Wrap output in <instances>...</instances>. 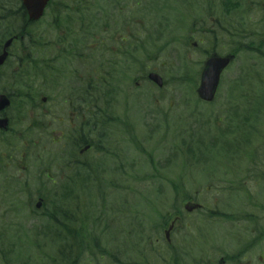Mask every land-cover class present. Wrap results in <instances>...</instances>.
<instances>
[{"label": "flooded vegetation", "instance_id": "1", "mask_svg": "<svg viewBox=\"0 0 264 264\" xmlns=\"http://www.w3.org/2000/svg\"><path fill=\"white\" fill-rule=\"evenodd\" d=\"M128 1L49 0L42 17L29 22L22 0H0V57L5 53L0 59V197L8 198L5 207L0 204L2 215L13 216L25 196L29 207L34 203L29 213L35 218L56 195H87L92 186L102 189L96 180L131 176L133 162L128 158L125 167L124 161L125 150H134V133L119 121L115 102L123 91L109 87V81L132 72L135 41L144 39L147 29L142 16L136 37ZM140 1L143 12L151 14L147 0ZM173 2L180 0H160L162 12L172 11ZM172 15L181 18L183 9ZM258 135L264 158V127ZM213 207L203 215L208 235L200 229L188 235L184 231L191 226L181 224L183 217L204 214V205L173 214L170 222L153 209L156 219L146 225L130 212L128 225H118V238L149 245L140 252L131 246L134 257L122 264H264V205Z\"/></svg>", "mask_w": 264, "mask_h": 264}, {"label": "rangeland", "instance_id": "2", "mask_svg": "<svg viewBox=\"0 0 264 264\" xmlns=\"http://www.w3.org/2000/svg\"><path fill=\"white\" fill-rule=\"evenodd\" d=\"M241 2L243 4L241 8L231 12V23L238 25L246 20L250 28L249 24L257 23L263 14L257 10L258 7L254 3L258 2L261 4L259 7L264 8V0ZM129 4H131V15L135 21L136 31H139L142 22L136 23L135 16L141 15L148 21L149 34H154V13L145 14L140 10L136 0L128 1ZM147 4L152 9V5L159 2L147 0ZM183 5L185 16L183 35L181 32L170 34L177 40L168 43L156 54L153 61L144 65L147 72L155 71L166 80L165 87L159 90L149 82L140 80L141 73L136 72L135 67L128 76L130 82L133 77L136 78L134 87L130 82L129 85L121 84L123 90L134 89V96L129 95L130 102L127 108L129 105L128 125L134 124L135 150H125V155L128 157H125L124 161L125 167L128 158L133 162L134 170L130 173L131 176L115 180L105 178L96 180L93 183L102 185L100 191H96L95 186H92L88 195L83 194L81 197L71 195L70 197L74 196L73 203L80 205L86 215V222L81 220L82 211L75 213L74 208L68 207L71 220L64 222L66 226L58 232L56 227L51 226L50 221L44 217V212L52 207L46 206L40 209L36 212V217L32 218L29 212L35 211L34 203L29 207L25 196L19 199L21 203L19 209L21 206L22 208L13 216L7 213L2 215L0 211V264L3 258L6 259V264H49L47 262L49 257L56 256L61 248L64 253L66 250L69 260H75V264H112L107 257L101 259L102 254L115 256L113 264H116L117 254L123 251L132 259L134 255L130 254L128 246L118 241V224L128 225L132 211H136L138 214L136 219L139 222L144 221V225L148 220L156 219V215L151 214L153 209L157 210L158 214L160 212L161 216L172 211L171 209H179L183 213L184 210L180 205L186 199L182 198L194 194H197L195 197L197 202L206 208L204 214L198 212L182 218L181 224L186 221L187 225L191 226L184 231L188 235H195L198 229L206 235L209 234L210 224L203 215H206L207 208L214 210L212 208L214 204L224 203V198L236 208L246 201L264 205V158L256 157L258 149L262 147H258L257 140V144L251 142L242 151V136L238 134L239 131L233 130V135L230 136L227 133L230 129L226 127L224 130L223 127L228 121L227 114L224 113L226 109L230 114L235 109L238 114L236 120H239L244 115V107L253 109L261 107L264 103V97L257 101L260 91L256 83L261 69L264 68V59L257 58L251 53H241L235 63L223 74L215 101L210 106L197 104L195 89L198 82L195 81L192 89L194 81L188 79L194 74L197 79V72L203 59L197 54L199 48L194 50L190 45L187 46L186 39H191V45L193 42L199 43L202 36L201 27L209 28L211 20L218 16L216 11L218 3L215 2L214 14L208 17L209 15L203 16L197 12L205 7L203 0L196 2L194 6H188L189 4L183 3V0L178 3L173 2L169 19L174 20L172 14L176 15L180 8L183 9ZM244 8L248 12L243 13ZM193 11L195 12L192 13ZM164 23L161 21L159 29H163ZM191 26H194L192 32L189 30ZM244 29L246 30V27ZM235 32L239 37L246 35L239 27ZM228 36L223 25L214 33L218 46L216 50L221 54H226L229 47L231 48ZM249 38L246 36L242 40L248 41ZM166 41L169 40L159 41L157 46H163ZM163 63L167 65H162ZM250 88L255 93V101L240 107L242 95L247 94ZM121 107L117 109L118 112L122 110ZM243 133L256 140V135L249 133L247 129L243 130ZM234 149L241 155L240 157H230L231 150ZM254 151L255 157H251ZM149 153H152L153 157H149ZM150 163L154 164L155 168ZM154 169L158 171L156 174ZM173 180L179 183V196L170 189V183L175 182ZM73 183L79 187L80 181L73 180ZM226 193L229 194L226 196ZM71 200L67 201L68 206H72ZM2 203L3 207L8 203L6 196L0 197V204ZM165 205L166 212L162 210ZM100 211L102 215L106 213L108 221L102 220L96 228L93 222ZM140 225L142 223L138 226ZM191 228L193 231L190 234ZM138 231L142 233L145 230L139 228ZM58 233L62 236L60 237ZM94 234H100V243ZM83 238L99 245L92 254L81 250L79 242ZM136 244L139 246V250L136 249L138 252L148 248L149 245Z\"/></svg>", "mask_w": 264, "mask_h": 264}, {"label": "trees", "instance_id": "3", "mask_svg": "<svg viewBox=\"0 0 264 264\" xmlns=\"http://www.w3.org/2000/svg\"><path fill=\"white\" fill-rule=\"evenodd\" d=\"M151 161L153 162L152 158ZM151 166H153V168H155L154 164L150 163ZM158 171L155 169L154 173L156 174ZM175 182H171V188L174 190H177L179 187V183L178 181L176 182V180H173ZM180 188V187H179ZM175 194H177L175 192ZM71 195H67L65 193H62L60 195H56L54 197V202L51 203L52 208H50L48 211L44 212V216L47 217L48 219H50V223L51 226L56 227V231L58 232L61 228H64L65 223L68 221V216L69 214V209H68V205H67V201L72 199V208L75 209V213L77 211H82V219L81 220H85L84 218V213L83 210H81L80 205H76V203H73V197H70ZM70 197V198H69ZM67 205V207H66ZM77 215V214H76ZM65 222V223H64ZM57 234V233H56ZM58 235L61 237L62 235L60 233H58ZM55 240V239H54ZM81 250H85L86 252H89L90 254H92L95 250H96V246L95 243L89 242L86 240V238L81 239V241L79 242ZM72 246V243H71ZM99 246V245H98ZM67 252L65 250V253L63 252V248L59 249V252L57 253V255L55 256H50L49 260H47V262L49 264H75V260H69L67 257ZM60 255V256H59ZM5 258H3V261H1L2 264H6L5 262Z\"/></svg>", "mask_w": 264, "mask_h": 264}, {"label": "water", "instance_id": "4", "mask_svg": "<svg viewBox=\"0 0 264 264\" xmlns=\"http://www.w3.org/2000/svg\"><path fill=\"white\" fill-rule=\"evenodd\" d=\"M32 1L31 0H24V4L29 9V17L30 19L34 20L37 19L40 16L42 6L46 2V0H41L40 3H43L41 5V10H35L32 8ZM228 60L222 59V60H213L206 64V67L202 74L201 84L198 91V95L202 100L205 101H211L213 98V95L215 93V90L218 85L219 75L221 71L227 66ZM149 80L157 84L158 86H161V80L155 75L150 74L148 76ZM40 203L37 204L39 206ZM196 207L191 206L190 208L186 207L187 211L194 210ZM171 228H169V231ZM169 231L167 232V236L169 234Z\"/></svg>", "mask_w": 264, "mask_h": 264}, {"label": "bare ground", "instance_id": "5", "mask_svg": "<svg viewBox=\"0 0 264 264\" xmlns=\"http://www.w3.org/2000/svg\"><path fill=\"white\" fill-rule=\"evenodd\" d=\"M196 2H199L198 0H187L186 3H188V6H194V4H196Z\"/></svg>", "mask_w": 264, "mask_h": 264}]
</instances>
